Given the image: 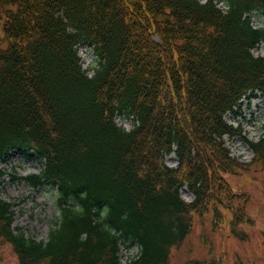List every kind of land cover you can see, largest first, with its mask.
Returning <instances> with one entry per match:
<instances>
[{
  "label": "trees",
  "instance_id": "obj_1",
  "mask_svg": "<svg viewBox=\"0 0 264 264\" xmlns=\"http://www.w3.org/2000/svg\"><path fill=\"white\" fill-rule=\"evenodd\" d=\"M254 11L264 14V0H0V160L34 152L43 168L26 179L58 190L46 240L17 231L0 198V242L19 264H121L120 243L131 241L142 249L127 264H224L175 263L171 250L211 206L214 225L229 216L240 238L237 225L254 223L250 192L226 176L264 166V137L249 142L251 163L224 141L241 134L225 115L264 93ZM83 43L99 58L92 76ZM118 113L134 127L118 125ZM172 152L176 167L165 161Z\"/></svg>",
  "mask_w": 264,
  "mask_h": 264
},
{
  "label": "rangeland",
  "instance_id": "obj_2",
  "mask_svg": "<svg viewBox=\"0 0 264 264\" xmlns=\"http://www.w3.org/2000/svg\"><path fill=\"white\" fill-rule=\"evenodd\" d=\"M251 19L255 26L264 27L262 12H252ZM2 34L0 30V36ZM78 50L83 67L89 75H93L94 69L99 66L96 52L83 44ZM253 52L264 56V42ZM238 110L239 114L228 113L225 119L239 128L242 134L231 138L225 136L224 141L231 156L239 162L248 163L254 159V151L248 141L256 142L264 137V94L259 92L256 97L244 98ZM115 120L127 130L134 127L133 117L126 113H118ZM165 159L170 166L178 164L175 153L167 155ZM0 168L6 172L0 180V198L13 204L14 227L37 240L47 239L59 214L58 190L49 182L34 186L25 179V176L42 170L43 160L32 152L14 150L0 160ZM226 179L233 189L245 188L251 192L248 212L254 225H239L248 233L247 238L239 239L232 233L229 216L215 228L212 222L214 209L211 206L204 215L195 214L193 230L182 245L173 248L174 261L180 263L191 258H218L222 254L225 264H264V169L253 166L247 172L228 174ZM181 196L187 201L195 198L187 186L181 189ZM138 252L137 242H132L129 249L122 244L119 254L123 264ZM0 264H19L10 244H0Z\"/></svg>",
  "mask_w": 264,
  "mask_h": 264
}]
</instances>
